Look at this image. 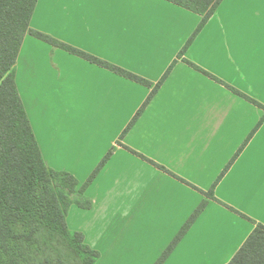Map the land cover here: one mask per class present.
<instances>
[{
  "label": "crops",
  "instance_id": "crops-1",
  "mask_svg": "<svg viewBox=\"0 0 264 264\" xmlns=\"http://www.w3.org/2000/svg\"><path fill=\"white\" fill-rule=\"evenodd\" d=\"M66 6L112 17L100 35L88 30L64 40L51 30L50 12ZM200 20L165 0L36 4L30 26L97 58L109 60L94 46L109 45L117 32L135 56L127 69L152 84L173 64L119 147L150 90L76 56L68 78L50 66L49 45L23 40L16 87L46 165L82 185L112 150L86 187L92 207L72 205L66 215L68 228L100 254L96 264H154L224 170L214 197L240 215L208 200L163 264H227L264 219V0H222L178 59ZM62 53L54 50L61 69Z\"/></svg>",
  "mask_w": 264,
  "mask_h": 264
},
{
  "label": "trees",
  "instance_id": "trees-1",
  "mask_svg": "<svg viewBox=\"0 0 264 264\" xmlns=\"http://www.w3.org/2000/svg\"><path fill=\"white\" fill-rule=\"evenodd\" d=\"M221 1L216 4L215 0H180L179 7L199 15L201 20L178 53L179 58L215 13ZM37 2L38 0H0V58H2L3 66L8 69L5 72L7 79L3 92L0 93V264H96L100 254L84 242L82 233L68 228L66 215L72 205L83 210L92 207V201L85 196L86 187L109 159L112 150L106 154L82 185L72 174L53 170L46 165L15 81L16 60L24 38L29 36L30 19ZM38 36L42 38L35 39L49 45L52 49L62 50L146 88L152 87L150 81L49 34L38 31L30 37ZM188 64L225 85L233 93L254 102L197 66L189 62ZM172 65L155 84L156 86L120 137L124 136L140 117L169 74ZM262 121L263 118L258 125ZM157 167L165 170L163 167ZM224 172L225 170L218 180ZM217 181L208 192L204 193L206 199L217 201L214 197V186ZM208 200H203L199 204L154 264H161V260L162 264L164 263L203 211ZM233 211L235 212L234 209ZM257 225L233 256L237 257L239 253L237 258L241 264H264V239L259 232L249 242V237L257 231ZM246 243H248L247 248L244 247ZM241 248H244L243 252L240 251Z\"/></svg>",
  "mask_w": 264,
  "mask_h": 264
},
{
  "label": "rangeland",
  "instance_id": "rangeland-1",
  "mask_svg": "<svg viewBox=\"0 0 264 264\" xmlns=\"http://www.w3.org/2000/svg\"><path fill=\"white\" fill-rule=\"evenodd\" d=\"M52 3H53V1H52ZM91 10H96V8H89L86 6L85 7L66 6L63 8L52 7L51 12H50V17H51L52 21L55 18L56 22L54 24H52V26H55V27H53V29H51V30L54 31V33H56L57 36H59L60 38H62L64 40L71 39V35L76 33V32H78V33L84 32L85 33L88 30H90L91 33H97L98 35H100L101 33H103L102 32L103 21L111 18L112 16L90 12ZM110 34L112 36V38L110 40V44L109 45H107V44L103 45L102 43H97L94 46L95 50L99 51L100 54H102L101 52L103 50H105L106 51L105 55L109 59V60H107L108 62H110V63H112V64H114L120 68H123L129 72H132L131 70H128L127 68L135 66V63H134L135 56L128 54V51L130 49L127 47V45L125 44L124 41H121L117 37V35H118L117 32H110ZM51 36H53V35H51ZM194 39H193V41H194ZM193 41H192V43H193ZM69 45H70V43H69ZM54 50L55 49L51 48V51L49 53L50 64H51L50 66L53 69H55V71L58 74L62 73L63 76H67L68 78H71L70 75L72 74V71L74 70L73 69V63H72L73 61L71 59V56H73V55H70V54L63 51V53L65 55L63 58H61V66H62V69H61L60 65L58 66L54 62ZM177 57H178V55H177ZM99 59H101V58H99ZM140 59H143V58H140ZM178 59H181V58H178ZM101 60H104V59L102 58ZM104 61H106V60H104ZM161 62L162 61H160V60L154 61L155 64H159ZM162 64H164V62ZM57 69H59V71H57ZM134 74L137 75L138 73H134ZM111 76H112L111 78H119L120 77V76H117L113 73ZM138 76H139V74H138ZM120 78H122V77H120ZM160 79L157 81V83L160 81ZM155 86H156L155 84H152V87L148 88L150 90V92ZM128 131L129 130H127V132ZM123 137L124 136H122V139H123ZM120 138L121 137H119L118 139L121 141L122 139H120ZM204 200H208V199H204Z\"/></svg>",
  "mask_w": 264,
  "mask_h": 264
},
{
  "label": "snow or ice",
  "instance_id": "snow-or-ice-1",
  "mask_svg": "<svg viewBox=\"0 0 264 264\" xmlns=\"http://www.w3.org/2000/svg\"><path fill=\"white\" fill-rule=\"evenodd\" d=\"M115 2L118 3V2H120V0H115ZM168 2H169V3H172V4H176L178 7L181 6V4H180V0H168ZM219 2H220V0H215V3H216V4H218ZM213 10H214V9H213ZM29 27H30V31L28 32V35H29V36H33V33H34V32H38V31H39V30L35 29L33 26H29ZM34 38L40 39V38H42V37H39V36H38V37H34ZM177 58H179V57H177ZM7 71H8V69H7L6 67L3 66L2 58H0V93L3 92V86H4V84H5V82H6V79H7V78L5 77V72H7ZM57 71H59V69H57ZM13 74H14V73H13ZM149 98H151V97H149ZM120 139H122V137H121ZM249 139H251V136L249 137ZM245 143H247V141H245ZM116 146L124 147V145H122V144L120 143V140H119V139L116 141ZM260 163H261V168H262V170H264V154L261 155V161H260ZM217 203L220 204V206H221L222 208H225V209H227L228 211H233V209L231 208V206H229V205L227 204V202H220L219 200H217ZM235 214H236V215H240V212H239L238 209L235 210ZM245 217H247V214H246V213H245ZM250 222L255 223L254 220H250ZM257 232H259L261 238L264 239V219H262L261 222H260V224L257 225V231H254V232L252 233V235L249 237V242H251V240L257 235ZM173 246H174V245H173ZM244 247L247 248V247H248V243H246ZM169 251H171V249H169ZM240 251L243 252V251H244V248H241ZM165 255H167V254H165ZM238 256H239V253H237V257H238ZM237 257H233V258L230 260V264H241V262L238 260ZM161 264H162V260H161ZM209 264H212V262L209 261Z\"/></svg>",
  "mask_w": 264,
  "mask_h": 264
}]
</instances>
